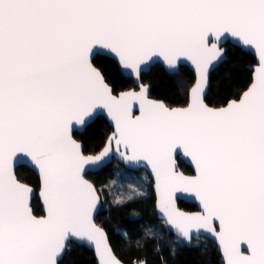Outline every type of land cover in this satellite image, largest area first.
<instances>
[{"label": "snow or ice", "instance_id": "1", "mask_svg": "<svg viewBox=\"0 0 264 264\" xmlns=\"http://www.w3.org/2000/svg\"><path fill=\"white\" fill-rule=\"evenodd\" d=\"M229 37L258 63L238 98L210 106L209 71ZM104 52L137 81L154 59L173 74L190 61L186 106L150 99L145 84L114 94L92 59ZM105 111L114 131L86 155L75 133ZM178 149L194 175L178 170ZM113 153L151 166L156 207L181 240L204 229L224 264H264V0H0V264H64L74 242L94 245L99 264H123L94 218L109 186L86 178ZM24 156L38 171L40 215L13 170ZM177 191L201 211H180Z\"/></svg>", "mask_w": 264, "mask_h": 264}, {"label": "trees", "instance_id": "2", "mask_svg": "<svg viewBox=\"0 0 264 264\" xmlns=\"http://www.w3.org/2000/svg\"><path fill=\"white\" fill-rule=\"evenodd\" d=\"M226 55L227 59L210 74L209 90L205 97L210 106H221L228 99L238 98L251 81L248 66L255 63L254 56L231 44ZM93 63L114 87V92L135 88L133 80L121 74L111 57L96 55ZM193 80L194 75L186 66H180L178 74H169L161 65L155 64L141 75V82L150 85V96L163 100L169 106L186 105L188 89ZM111 130L107 121L98 116L75 136L83 142L85 153H96ZM177 161L181 171L192 173L190 166L179 158ZM15 173L19 180L37 187L38 178L31 169L19 166ZM86 177L98 188L109 186L101 193L102 204L96 222L104 228L113 251L125 264H131L133 260H146L147 264H219V255L211 240L202 237L187 247L157 218L151 180L146 171H131L113 161L98 172L87 173ZM118 196H131V199L117 205L113 201ZM31 204L36 214H42L36 198ZM178 205L187 211L196 209L190 202L179 200ZM124 232L128 234L127 237L122 235ZM64 264H96V261L90 249L74 243L71 253L64 257Z\"/></svg>", "mask_w": 264, "mask_h": 264}, {"label": "water", "instance_id": "3", "mask_svg": "<svg viewBox=\"0 0 264 264\" xmlns=\"http://www.w3.org/2000/svg\"><path fill=\"white\" fill-rule=\"evenodd\" d=\"M229 44L234 45V46H237V47H239L241 50H243V51H245V52H248V53H250L252 56H254V58H255V63H254L253 65L248 66V69L251 70V77H252L253 70H254L255 66L257 65V63H258V57H257V55L255 54L254 49L249 50V49H247V48H244V47L240 46V45L235 41V39H234V38H231V37H229L228 39L223 40V42H222L219 46L222 47V48H224V49L227 51V49H228V45H229ZM96 55H103V56L111 57V58L117 63V65H118V67H119V70H120L121 74H122L123 76H125V77H127V78H131V79L133 80L134 86H135V88H136L137 90H138V84H143V83L141 82V75H142L143 73L148 72V71L150 70L151 66H153V65H155V64H159V65H161V67H162L167 73H169V74H173V73H171V72L168 70V68H167L165 62L162 60V58H160V59H154L153 61H150V62L148 63L147 66H145L144 70L141 72V75H140L139 81H137L136 78H135V76H130V75H128L127 73H125V72H123V71L121 70V67H120V65L118 64V61H117V59L114 57L113 54H108V53H106V52H104V53H99V54H95V55H93L92 59H93ZM226 59H227V55H226V52H225V59H223L220 63H222V62L225 61ZM220 63H218V64H216L215 66H213V67L210 68V71H209V78H210V74H211V72H212V71H213V70H214V69H215ZM180 66H186L187 68H189V70L193 73L194 78H195V75H196V72H195V66L192 65L190 61L184 60V61L180 64ZM180 66H179V68H180ZM178 73H179V71H178ZM193 82H194V80H193ZM193 82H192V83H193ZM250 82H251V81H250ZM145 85H148V86H149V90H150V85H149V84H145ZM209 85H210V80H209V82H208L207 93H208V90H209ZM120 91H123V90L116 91V92H114V94L118 95ZM207 93H206V95H207ZM148 94H149V93H148ZM149 98H150V99H154V100H160V99H156V98L151 97L150 94H149ZM162 101H163V100H162ZM187 102H188V93H187ZM186 104H187V103H186ZM184 106H186V105H184ZM172 107H177V106H172ZM179 107H183V106H179ZM135 114H137V115L139 114L138 109L135 111ZM98 116H102V117L107 121L108 125L112 128L111 132L114 131V124H113V122L110 120V118L107 116L106 111H105V112H101V113H99V114L96 116V118H97ZM96 118H95V119H96ZM95 119H94V120H95ZM94 120H93V121H94ZM93 121H91L90 123H92ZM90 123H89V124H90ZM89 124H88V125H89ZM88 125H87V126H88ZM87 126H86V127H87ZM86 127H85V128H86ZM85 128H83L82 130H78L77 133H82V132L85 130ZM111 132L108 134V136L111 134ZM108 136H107V138H108ZM107 138H106V140H105V142H104V145L102 146V148H101L98 152H96V153H85V152H84V153H85L86 155H96V154H98V153H99V152L105 147L106 142H107ZM79 141H81V140H79ZM81 143H82V146H83V142H82V141H81ZM82 150H83V148H82ZM174 155H175V159H176L177 168H178L179 171H181V170H180V168H179V166H178L177 158L181 159L186 165L190 166L191 169H192V173H190V174H186V173H184L183 171H181V172H183L185 175H194V174H195V166H194V164L192 163L191 158H190V157H186V156L183 154L182 149H178L177 152H176ZM113 161H116V162L122 164L126 169L131 170V171H138V170H141V169L144 170V171H146V173L148 174V176L150 177V180H151V189H152V192H153V194H154V198H155V201H154V210H155L156 216H157L158 219L162 220V221L165 223V218L162 216V214L159 212V210H158L157 207H156L157 201H158V199H159V194H158L157 187H156L155 175H154V173L152 172L151 166L148 165L147 162H145V161H141V162H139V163H128V162L122 160V159L119 157V155L113 153V154L110 156V158L106 159V160L101 164L100 167H98V168H89L87 173H89V172H91V173L98 172V171L101 170L102 168H104V167L108 166L109 164H111ZM19 166H25V167L31 169V170L34 172V174L37 176V178H38V185H37V187L34 188L32 185H30V184H28V183H27V184H28L30 187L33 188V192H32V194H31V203H32L33 198H36V199L38 200V204H39V206H40V210H41V212H42V203H43V200H42V196H41V188H40V185H39L38 171H37V169L35 168V166L32 164L30 158H29V157H26V156H24L22 159H20V160H18V161H16V162H14V166H13V170H14V172H15L16 168L19 167ZM86 178H87V177H86ZM87 179H88V178H87ZM21 182H23V181H21ZM24 183H26V182H24ZM174 199H175L176 207H177L180 211H182V212L192 214V213H197V212H200V211H201V205H200V202H199V200H198V199H197L192 193H187V192L177 191L176 193H174ZM179 200L184 201V202H190V203L194 204V205L196 206L197 209H196V210H192V211L184 210V209H182V208L179 207V205H178V201H179ZM99 210H100V209H99ZM99 210H98L97 213H95V215H94L95 220H96V217H97V215H98ZM42 214H43V213H42ZM96 223H97V222H96ZM97 224H98V223H97ZM165 225H166L167 229H168L173 235H175V236H176V237H177V238H178V239H179L184 245H186L187 247H189V246L191 245V243H187V242L181 240V239L178 237V235H177V233H176V230H175L174 228H172L170 225H167L166 223H165ZM218 230H219V229L217 228V231H218ZM105 233H106V231H105ZM106 235H107V233H106ZM201 236L207 237V238L211 239V240L215 243V245H216V249H217V251H218L219 254H220V260H221V261L223 262V264H224V258H223L222 249H221L220 244H219V241H218V239L215 237V235L212 234V233H210V232H208V231H206V230H204V229H201L198 233L196 232L195 229H193L192 240H193V239H199ZM107 237H108V235H107ZM192 240H191V242H192ZM74 243H76V244H78V245H82V246H84V247L90 249V250L93 252V255H94V258H95L96 264H99V257H98V255H97V253H96V250H95L94 245H92V244H90V243H88V242H83V243H81V242H74ZM108 243H109V245H110V247H111V244H110V242H109V239H108ZM111 248H112V247H111ZM112 250H113V249H112ZM113 253H114V255H116L114 251H113ZM116 257L118 258L117 255H116ZM118 259H119V258H118ZM123 264H125V263L123 262Z\"/></svg>", "mask_w": 264, "mask_h": 264}, {"label": "flooded vegetation", "instance_id": "4", "mask_svg": "<svg viewBox=\"0 0 264 264\" xmlns=\"http://www.w3.org/2000/svg\"><path fill=\"white\" fill-rule=\"evenodd\" d=\"M196 209H197V208H196ZM196 209H195V210H196ZM202 237H204V236H201L200 238H202ZM200 238H199V239H200ZM205 238H207V237H205ZM199 239H193L192 242H193V241H196V240H199ZM207 239H209V238H207ZM209 240H211V239H209ZM211 241H212V240H211ZM192 242H191V244H192ZM212 243H214V242L212 241ZM214 245H215V243H214ZM190 246H191V245H190ZM215 249H216V245H215ZM216 251H217V249H216ZM217 253H218V255H219V264H223V262L220 260V254H219L218 251H217Z\"/></svg>", "mask_w": 264, "mask_h": 264}]
</instances>
